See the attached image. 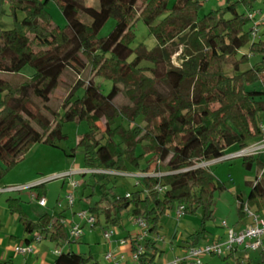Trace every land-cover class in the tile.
Returning <instances> with one entry per match:
<instances>
[{
  "label": "trees",
  "instance_id": "trees-1",
  "mask_svg": "<svg viewBox=\"0 0 264 264\" xmlns=\"http://www.w3.org/2000/svg\"><path fill=\"white\" fill-rule=\"evenodd\" d=\"M49 1L59 7L66 20L64 28L52 24L45 9ZM205 1L175 0L170 5L169 0H99L95 9L80 0H0V6L9 4L13 15L17 9L24 13L12 29L0 28V74L20 76L25 67L32 70L28 78L20 76L16 83L0 77V179L31 145L42 142L56 146L64 141V122L85 121L89 130L77 147L83 150L88 170L126 173L129 165L144 175L154 165L153 172L163 174L160 178H139L129 197L106 192L103 185L105 180L122 176L91 174L102 183L101 198L89 209L95 219L102 214L107 227L116 226L126 212L132 220L139 218L147 225L149 238L144 241L139 264H155L157 248L150 233L158 234L165 211L183 206V214H193L201 208L203 224L210 220L214 194L224 186L201 165L224 157L233 146L243 150L264 135V31L252 39L251 30L244 29L252 21L238 14L230 1L199 17ZM83 15L89 23L80 20ZM109 19L115 22L112 31L98 38ZM138 20L154 36L156 46L149 52L140 47L130 59L134 52L130 47L132 28ZM247 45L248 53L244 54L242 49ZM178 46L180 65L176 68L170 61L176 50L170 49ZM249 56H259L261 61L243 71ZM143 62L150 66H143ZM86 67L95 77L112 81L107 94L93 80L81 79ZM67 71L78 80L59 117L48 103ZM160 84L169 85L168 91H157ZM79 90L83 93L76 97ZM119 96L127 105L115 106ZM102 120L104 131L97 126ZM242 164L247 170L256 165L261 174L250 185L245 203L238 206L240 219L246 217L244 205L256 213L264 209V160L242 157ZM29 189L35 192L36 200L46 195L44 184ZM7 204L19 217L26 245L36 234L57 247L69 241L68 231L60 223L62 215L44 214L31 221L19 199H9ZM98 225L97 219L91 229ZM205 227L191 234L186 249L200 244ZM241 252L234 248L219 258L222 264H253L249 258L244 261ZM259 254L257 264H264V248ZM52 264L99 263L91 256L67 250Z\"/></svg>",
  "mask_w": 264,
  "mask_h": 264
},
{
  "label": "rangeland",
  "instance_id": "rangeland-1",
  "mask_svg": "<svg viewBox=\"0 0 264 264\" xmlns=\"http://www.w3.org/2000/svg\"><path fill=\"white\" fill-rule=\"evenodd\" d=\"M86 7L97 9L99 7V0H80ZM230 1L236 5L238 14L248 13L254 14V23L259 25L257 37H260L264 31V0H206L199 9L198 16L202 17L212 10H217L225 7ZM175 0H169L171 5ZM244 2H248L246 5ZM51 16L52 24L64 28L66 20L64 19L59 7L53 1H49L45 8ZM24 13L17 9L15 14L8 3L0 6V28L2 30H10L15 25L16 21H21ZM83 23H89L90 19L83 15L80 17ZM254 23H248L245 26V31L251 30ZM115 25L114 20L109 19L98 33V38H104L113 29ZM133 40L130 43L131 49L134 51L131 58L135 56L138 48H143L146 51H152L156 46V40L151 35L145 24L138 20L134 23L132 28ZM252 38V36H250ZM175 49L170 57L173 67L180 65L181 46ZM242 53H248V45L242 49ZM250 57V56H249ZM261 61L259 56H251L249 63L242 66V70H248L252 66ZM143 66H150V64L143 62ZM229 72V69L226 68ZM32 73L30 67H25L20 76L28 78ZM10 76L9 74H0V77L11 79L12 82L20 81L21 77ZM81 79H91L100 88L103 94H107L111 87L112 81L95 77L93 73L89 72V67L81 73ZM78 80L77 75L72 71L62 76L59 85L50 96L48 103L52 111H56L59 117L63 115V105L65 99L73 87L75 81ZM169 86V85H168ZM167 85L160 84L157 91H168ZM189 86H186V88ZM82 90L76 92V97L81 96ZM116 107L127 105V100L122 96L115 99ZM125 126V123H122ZM101 131H104L103 120L97 123ZM140 126H145V123H140ZM89 126L87 122L82 121L75 123L72 121L64 122L62 124V133L66 136L64 141L56 143V146H49L44 143H36L31 145L27 151L24 152L21 160L12 166L0 179V263L2 264H52L55 255L54 250H59L56 244L51 243L47 239H43L40 243L33 244L34 252L25 257L14 252L16 247H26L24 242L25 233L23 227L19 222V217L12 214L8 208L7 201L9 199H19L24 211L27 213L31 221H37L42 215L50 214L53 216L63 215L64 227L68 230L70 223L80 222L76 216L82 211L89 212V209L101 198V185L96 179L86 171L88 170L84 165L83 150L77 147L79 139L87 133ZM117 141V139H116ZM249 144L248 146L252 145ZM239 152L236 146H233L225 151V156L218 161H212L208 164V169L212 172L217 181H219L224 189L217 191L213 198V216L207 220L205 224L202 222L203 210L198 208L193 214H182L180 218H176V209L167 210L160 217L157 233H150L152 238H157L156 248L157 255L155 264H172L179 252L182 254L186 247V241L189 240L191 234L200 231L203 226H206V233L201 240L200 245L211 241L215 235L220 236L223 232L220 224L225 221L229 227H239L248 222L247 218H239L238 206L245 203L246 198L250 192L251 184L255 183L260 176V169L253 165L251 169L247 170L243 167L242 157L228 159L231 154ZM140 150L137 149V154ZM226 158V159H223ZM262 159V157H261ZM145 165V159L140 161V166ZM4 167V164H1ZM153 166L150 167V172L153 173ZM163 167V165H162ZM83 172L74 174L68 178H61L69 172ZM130 176L112 177L109 181H104L103 185L106 187V192L112 191L114 195L126 196L135 192L140 173L135 168L127 165L125 171ZM78 182V187L73 190L74 204L72 208H68L65 197L72 190L71 183ZM38 184H44L46 191L45 198L48 206L40 207L37 203L35 192L29 188ZM57 202L61 203V207H57ZM75 213V214H74ZM264 215V212L261 213ZM121 221L116 226H106L104 215H98L99 225L93 230L83 223V234L81 238L73 242L72 250L82 254L85 257L91 256L93 261L99 264H113L104 260L105 255L113 253L114 250L110 245L114 240L120 242L127 236H134L137 233L136 227L132 223L129 213H122ZM96 219V220H97ZM107 229L115 231V236L111 238L110 242H104L102 233ZM31 238V237H30ZM217 240V239H216ZM117 252V251H115ZM44 253V254H43ZM120 253V252H118ZM123 255H128L122 252ZM260 252H241L239 254L245 261L246 257L251 259L253 264L260 262ZM203 264H222L219 257H206ZM120 264H125L124 262ZM127 264H134L128 261ZM139 264V263H136Z\"/></svg>",
  "mask_w": 264,
  "mask_h": 264
},
{
  "label": "built area",
  "instance_id": "built-area-1",
  "mask_svg": "<svg viewBox=\"0 0 264 264\" xmlns=\"http://www.w3.org/2000/svg\"><path fill=\"white\" fill-rule=\"evenodd\" d=\"M249 20L254 23V14L249 13L247 15ZM259 25L254 23L253 28H251V36L252 39L257 38ZM261 129L264 132V123L261 125ZM262 157L264 160V135L259 142H256L243 150H239V152L229 155L227 158H238V157ZM221 159V158H220ZM218 159V160H220ZM226 159V158H223ZM215 160V161H218ZM214 162V161H213ZM209 163L202 164L201 167H207ZM87 173H102V174H110L114 176H130L127 173H117V172H108V171H93L87 170ZM84 174L83 172H69L61 178H68L74 174ZM261 174V173H260ZM163 174L161 173H148L144 175H140V177L149 176V177H158L160 178ZM78 182H73L70 185L71 192L68 193L65 197L68 208H72L74 204V196L73 190L78 187ZM159 192H162V188L157 187ZM129 197V194L126 195ZM37 203L40 207H46L47 201L44 197L37 200ZM61 203L57 202V207H61ZM184 207L180 206L176 210V218H180L183 214ZM243 212L246 218L249 220V224L239 230H235L232 227H229L225 221H222L220 226L224 229V238L221 241L207 242L202 245H197L194 247H190L185 249V251L177 256L172 264H203V259L206 257H222L229 252L233 251L234 248H240L243 252H261L264 248V215L261 213H256L249 209L247 205H244ZM264 212V209L263 211ZM75 214V213H74ZM76 216L80 219V222L72 221L68 228V238L69 241L65 244L68 245L70 242H75L79 240L83 234V223L86 226H89L90 229L96 222L95 217L87 211H82L78 213ZM61 225L64 226L63 218L60 220ZM133 225L137 229V233L132 237L130 241L131 249L129 253V260L134 264L139 263L140 256L144 254V241L149 238L148 227L142 219H134ZM115 231L112 229H107L103 231L102 237L104 242H110L111 238L115 236ZM42 241V236L36 234L33 239V244L40 243ZM154 242H157V238L153 239ZM28 244L26 247L19 248L16 247L14 252L17 254H21L25 257L31 255L34 252L33 246ZM125 243L124 240L120 241V245ZM59 250H54L53 254L55 256L60 254ZM104 260L108 263L120 264L125 261V257L120 253H110L105 255Z\"/></svg>",
  "mask_w": 264,
  "mask_h": 264
},
{
  "label": "crops",
  "instance_id": "crops-1",
  "mask_svg": "<svg viewBox=\"0 0 264 264\" xmlns=\"http://www.w3.org/2000/svg\"><path fill=\"white\" fill-rule=\"evenodd\" d=\"M45 198V197H44ZM46 199V198H45ZM46 201H47V199H46ZM48 206V202H47V205H46V207ZM63 216V215H62ZM63 218H64V216H63ZM248 220V219H247ZM132 223H133V220H132ZM249 224V220H248V222L246 223V224H244V225H241V226H239V227H232V228H234L235 230H239V229H241V228H243V227H245V226H247ZM224 234H225V232H224V229H223V232H222V234L220 235V236H218V235H215L214 237H213V239L211 238V241H208V242H214V241H221V240H223V238H224ZM132 237L133 236H127V237H125V238H123V240L125 241V243L123 244V245H120V242H118V240H114V242H112L111 243V245H110V248L111 249H113L114 250V252L115 251H117L116 253H118V252H120V254H123L122 252H126V253H128V255H123L124 257H125V261H123L125 264H127L128 263V261H130L129 260V253H130V249H131V245H130V241H131V239H132ZM217 239V240H216ZM122 241V240H121ZM73 242H70V244H68V245H65L66 243H64L61 247H60V251L62 252V251H67V250H72V246H70L71 244H72ZM205 243H207V242H205ZM200 245V244H199ZM186 248H183V250H185ZM73 251V250H72ZM75 252V251H74ZM77 253V252H76ZM44 254V253H43ZM178 254H180L181 255V253L179 252ZM246 260L248 259V257H246L245 258Z\"/></svg>",
  "mask_w": 264,
  "mask_h": 264
}]
</instances>
